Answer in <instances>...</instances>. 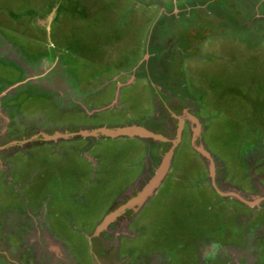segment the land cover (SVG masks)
<instances>
[{"label": "rangeland", "instance_id": "1", "mask_svg": "<svg viewBox=\"0 0 264 264\" xmlns=\"http://www.w3.org/2000/svg\"><path fill=\"white\" fill-rule=\"evenodd\" d=\"M0 264H264V0H0Z\"/></svg>", "mask_w": 264, "mask_h": 264}, {"label": "water", "instance_id": "2", "mask_svg": "<svg viewBox=\"0 0 264 264\" xmlns=\"http://www.w3.org/2000/svg\"><path fill=\"white\" fill-rule=\"evenodd\" d=\"M130 129H132L134 132H136V129H135V128H130ZM125 130H126V129H125ZM118 131H119V130H118ZM118 131L115 130V131L111 132V133H112V136H114V135H118V134H117ZM140 131L142 132V130H140ZM78 132H80V131H78ZM123 132H124V131H122V134L127 135V134H126V131H125V133H123ZM146 132H147V131H146ZM90 133H91L90 135H89V134H85V133H83V134L80 133V134H78V135L81 136V137H83V138H84V137H88V136H96L98 133H100L101 135H106V136H107V134L110 133V132H109V130H104V131H103V129H100V130L97 129V130H95V131L92 130ZM74 135H77V134H74ZM74 135H73V136H74ZM132 135H133V134H132ZM108 136H110V135H108ZM152 137H154V135H152ZM155 178H156V177H155ZM227 194H228V195H231V196H233V197H235V198H237V199H239L240 202L245 203V204L250 205V206H252V205L254 204V202H256V201L258 200V199H257L256 201L253 200V201H249V202H248V201L243 200L242 198H240V197H239L238 195H236V194H232V193H227ZM225 195H226V194H225ZM109 220H110V219H109ZM105 222H106V221H105ZM105 222H104V223H105ZM104 223H103V224H104ZM108 223H109V222H108ZM103 224L101 225V227H98V229L101 230V229L103 228Z\"/></svg>", "mask_w": 264, "mask_h": 264}, {"label": "crops", "instance_id": "3", "mask_svg": "<svg viewBox=\"0 0 264 264\" xmlns=\"http://www.w3.org/2000/svg\"><path fill=\"white\" fill-rule=\"evenodd\" d=\"M201 0H198V2H200ZM214 2H211V1H209V3H208V5L209 4H213ZM218 4H220L221 5V3H218ZM207 5V4H206ZM198 6H200V5H198ZM198 6H196V7H198ZM207 7H205V9H206ZM207 14L209 15V12H207ZM197 16V15H196ZM198 17V16H197ZM218 19H219V17H218ZM189 22H191V20L189 19ZM194 22H195V20H194ZM191 24V23H190ZM56 226H54V227H52V230H50L49 232L50 233H55L56 232ZM54 235V237H55V234H53ZM61 242H63V243H65V241H61Z\"/></svg>", "mask_w": 264, "mask_h": 264}, {"label": "flooded vegetation", "instance_id": "4", "mask_svg": "<svg viewBox=\"0 0 264 264\" xmlns=\"http://www.w3.org/2000/svg\"><path fill=\"white\" fill-rule=\"evenodd\" d=\"M172 103V102H171ZM174 108V107H173ZM21 223H22V221H21ZM22 225H24V223L22 224ZM15 226H17V223L15 224Z\"/></svg>", "mask_w": 264, "mask_h": 264}, {"label": "bare ground", "instance_id": "5", "mask_svg": "<svg viewBox=\"0 0 264 264\" xmlns=\"http://www.w3.org/2000/svg\"><path fill=\"white\" fill-rule=\"evenodd\" d=\"M150 187H151V186H150ZM150 187H149V188H150Z\"/></svg>", "mask_w": 264, "mask_h": 264}]
</instances>
